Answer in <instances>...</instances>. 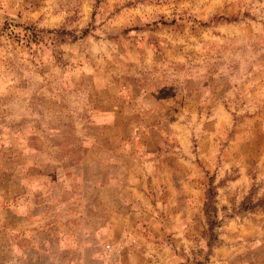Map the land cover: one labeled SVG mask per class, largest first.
Returning a JSON list of instances; mask_svg holds the SVG:
<instances>
[{
  "label": "rangeland",
  "instance_id": "1",
  "mask_svg": "<svg viewBox=\"0 0 264 264\" xmlns=\"http://www.w3.org/2000/svg\"><path fill=\"white\" fill-rule=\"evenodd\" d=\"M0 264H264V0H0Z\"/></svg>",
  "mask_w": 264,
  "mask_h": 264
}]
</instances>
